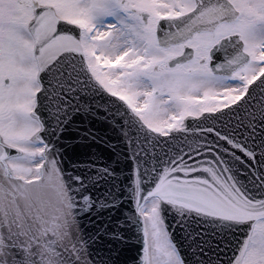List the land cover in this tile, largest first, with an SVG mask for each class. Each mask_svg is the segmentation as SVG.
Here are the masks:
<instances>
[{"label": "snow or ice", "instance_id": "1", "mask_svg": "<svg viewBox=\"0 0 264 264\" xmlns=\"http://www.w3.org/2000/svg\"><path fill=\"white\" fill-rule=\"evenodd\" d=\"M97 96L142 133L139 264H264V0H0V264H91L77 217L119 219L43 119Z\"/></svg>", "mask_w": 264, "mask_h": 264}, {"label": "water", "instance_id": "2", "mask_svg": "<svg viewBox=\"0 0 264 264\" xmlns=\"http://www.w3.org/2000/svg\"><path fill=\"white\" fill-rule=\"evenodd\" d=\"M98 102L100 105L104 103L99 96L81 97L80 103L90 104V110L70 111L59 122L44 112L47 140L66 184L73 191L79 190L78 178L86 177L95 197L115 199L119 205L111 213L112 217L119 218L115 221L110 218L108 210L103 214L84 212L77 217L80 227L78 239L87 250L88 260L91 264H139L144 245L142 225L134 218L136 165L132 157L138 150L136 140L142 133L126 126L123 118L105 112ZM222 153L228 164L238 169L240 174L251 172L243 157L235 160L223 149ZM137 161L147 167L142 157H137ZM244 182L247 184L248 179ZM120 222L124 225L120 228L124 240L115 241L110 233ZM173 235L179 238L181 233L177 230Z\"/></svg>", "mask_w": 264, "mask_h": 264}, {"label": "bare ground", "instance_id": "3", "mask_svg": "<svg viewBox=\"0 0 264 264\" xmlns=\"http://www.w3.org/2000/svg\"><path fill=\"white\" fill-rule=\"evenodd\" d=\"M145 162V161H144Z\"/></svg>", "mask_w": 264, "mask_h": 264}]
</instances>
